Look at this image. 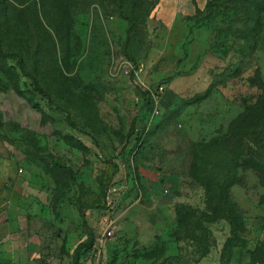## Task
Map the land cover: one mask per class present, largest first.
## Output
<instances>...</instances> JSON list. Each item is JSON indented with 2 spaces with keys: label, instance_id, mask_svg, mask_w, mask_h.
<instances>
[{
  "label": "rangeland",
  "instance_id": "rangeland-1",
  "mask_svg": "<svg viewBox=\"0 0 264 264\" xmlns=\"http://www.w3.org/2000/svg\"><path fill=\"white\" fill-rule=\"evenodd\" d=\"M204 1L164 23L159 0H0L24 60L0 55V264H264V182L236 167L231 225L192 176L264 85V0ZM163 194L176 228L143 244Z\"/></svg>",
  "mask_w": 264,
  "mask_h": 264
},
{
  "label": "trees",
  "instance_id": "trees-1",
  "mask_svg": "<svg viewBox=\"0 0 264 264\" xmlns=\"http://www.w3.org/2000/svg\"><path fill=\"white\" fill-rule=\"evenodd\" d=\"M125 0H119L122 12ZM255 6L254 10L259 9ZM262 8V7H261ZM128 26L127 38L135 29L132 17H124ZM250 20V18H248ZM0 55L5 58H18L22 68L24 60L13 52H4L0 44ZM230 77H234L231 75ZM256 80L249 79L251 86H256L259 93L254 101L246 100L242 112L228 122L226 131L219 132L208 142L194 144L195 161L193 177L203 185L210 211H221L225 220L232 225V202L229 193L232 185L239 183L235 169H252L264 182V85L256 74ZM34 79V78H33ZM35 81V79H34ZM239 150L243 155L240 163H232L230 155ZM221 161H225L222 163ZM235 162V161H234ZM212 170H216L213 173ZM178 222L182 224L192 218V211L183 206L177 208Z\"/></svg>",
  "mask_w": 264,
  "mask_h": 264
},
{
  "label": "crops",
  "instance_id": "crops-1",
  "mask_svg": "<svg viewBox=\"0 0 264 264\" xmlns=\"http://www.w3.org/2000/svg\"><path fill=\"white\" fill-rule=\"evenodd\" d=\"M204 4V0H159L155 12L158 19L165 23L175 20L177 16L192 15L197 10L203 9ZM161 199V202L153 206L154 208L143 217L139 237V241L143 244H153L158 235L176 228L177 218L172 203L176 201L177 196L163 194Z\"/></svg>",
  "mask_w": 264,
  "mask_h": 264
},
{
  "label": "built area",
  "instance_id": "built-area-1",
  "mask_svg": "<svg viewBox=\"0 0 264 264\" xmlns=\"http://www.w3.org/2000/svg\"><path fill=\"white\" fill-rule=\"evenodd\" d=\"M107 235H108V236H110V235H111V232H110V231H108V232H107Z\"/></svg>",
  "mask_w": 264,
  "mask_h": 264
}]
</instances>
